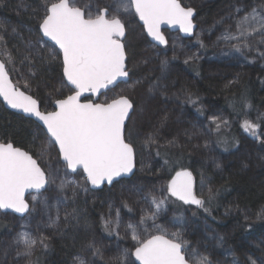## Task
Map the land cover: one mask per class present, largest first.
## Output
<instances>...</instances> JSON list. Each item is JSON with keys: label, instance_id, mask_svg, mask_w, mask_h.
Wrapping results in <instances>:
<instances>
[{"label": "trees", "instance_id": "trees-1", "mask_svg": "<svg viewBox=\"0 0 264 264\" xmlns=\"http://www.w3.org/2000/svg\"><path fill=\"white\" fill-rule=\"evenodd\" d=\"M56 1L0 0V57L15 84L34 95L43 110L70 90L59 50L41 40L37 30L44 5ZM73 2L85 5L88 0ZM181 2L196 9L197 31L193 37L179 34L165 47L148 39L135 14H124L129 21L122 18L127 25L130 78L110 93L125 88L135 105L126 125V139L136 152L131 177L101 189H91L85 178L81 186L61 191L59 180L67 171L55 144L49 143L51 139L35 120L5 108L0 101V142H12L29 151L44 169L47 163L60 171L50 175L55 182L37 194L26 215L0 211V264H26L27 257L16 255L18 247L23 250L22 244H16L21 232L48 238L47 248L37 243L34 249L33 260L41 264H80L81 260L84 264H136L132 253L137 241L126 225H137L140 239H146L159 233L153 223L169 233L181 232L196 259L202 254L212 264H262L264 218L258 217L264 216V57L256 51H246L244 56L232 53L217 40L237 8L243 15L264 7V0ZM102 3L110 10L118 6V0ZM38 40L40 44L35 43ZM29 52L30 59H23ZM193 54L198 58L188 59ZM135 81L140 83L127 87ZM185 92L199 97L198 103L185 102ZM214 118H218L216 123ZM245 120L259 125L261 139L243 132ZM150 135L154 142L148 139ZM183 168L193 172L197 195L205 199L207 211L168 192L173 173ZM209 187L215 193L211 203L207 202ZM153 196L166 198V211L154 222L146 219L140 224L153 211L149 203ZM45 199L50 206L47 212L42 204ZM58 200L62 201L60 224L70 213L77 215L78 222L50 226L48 215L56 216ZM117 210L120 226L105 230L103 221L115 220ZM174 218L184 221L182 228L173 224ZM89 243L100 249L102 258L87 247Z\"/></svg>", "mask_w": 264, "mask_h": 264}, {"label": "snow or ice", "instance_id": "snow-or-ice-1", "mask_svg": "<svg viewBox=\"0 0 264 264\" xmlns=\"http://www.w3.org/2000/svg\"><path fill=\"white\" fill-rule=\"evenodd\" d=\"M44 9L37 30L42 32L41 40L48 37L62 50L63 74L67 82L74 86L73 94L55 102L58 110L41 112L36 99L15 88L9 79L5 62L0 61V95L13 108L32 113L43 122L47 133H50L49 143L58 145V151L62 154L67 169L75 172L82 168L87 174L86 179L93 186L102 185L105 181L111 184L115 178L132 173L135 167L134 147L125 137L126 121L130 119V112L134 111L133 101L126 94L125 88H120L119 92L104 102H93L90 98L82 102L81 98L85 93L99 95L101 90L112 91L119 87L118 82L127 84L131 69L126 63V25L121 14L134 11L144 22L147 33L156 41L167 44L160 31L161 25H179L185 33L191 34L195 27V9L182 5L180 0H127L126 3L124 0H118L115 10L103 5L102 0H88L83 7L77 6L73 0H58L46 3ZM241 11L237 8L236 16L229 18L231 23L227 24L217 43H224L229 46L230 52L241 56H244L246 51H256L264 57V51H261V48H264V7L252 8L243 15H240ZM2 39L3 37H0V40ZM41 40L35 43L40 44ZM200 43L203 46V42ZM29 47H32L31 41ZM54 55L49 58H54ZM30 57L29 52L23 59ZM195 58L198 57L193 54L188 59ZM187 62L186 60L185 63ZM138 83L140 81H135L127 87H134ZM156 87L158 86H154ZM185 97V102L193 105L199 101V97L193 98L190 92H185ZM164 119L166 120V117ZM217 119L214 118L213 123H216ZM243 127L254 134L259 129V125L250 120H245ZM148 139L154 142V135H150ZM54 182L29 152L14 147L12 143H0V209L27 213L29 204L25 200V192L29 189L37 192L41 189L47 191ZM74 183L75 181L65 178L61 180L59 188L62 191L67 185ZM193 184L192 173L183 170L176 173L167 190L172 197L185 204L196 205L207 211L205 199L195 194ZM73 195L75 196V192ZM214 196L213 189L209 187L207 202L211 203ZM32 199L35 201L36 197L33 196ZM145 199L148 200L147 197ZM61 202L57 201L56 216L48 215L50 226L68 227L73 221L78 222L77 215L70 213L63 217V224H60ZM149 203L153 206V211L142 217L140 224L146 219H152L154 222L166 211V198L157 199L153 196ZM42 204L47 212L50 207L47 199L43 200ZM123 206L128 207L126 203ZM173 224L182 228L184 221L174 218ZM110 225L120 226L119 210L115 220L103 221L105 230H110ZM153 226L160 234L140 239L137 225H126L132 229V239L137 241L134 255L140 264H189V261H192V264H212L207 255L201 254L200 258L196 259L197 254L188 249V242L183 239L181 232L169 233L160 225L153 223ZM47 240L44 236L35 238L29 232L18 233L16 244H22L23 250L18 247L16 255L29 258V264H38V260L31 259L34 249L37 243L42 248H47ZM87 247L94 248L95 253L102 258L100 249L95 248L94 244L89 243ZM185 253H188V259L185 258ZM127 254L125 250L124 255ZM80 264L84 262L81 260ZM251 264L256 262L251 261Z\"/></svg>", "mask_w": 264, "mask_h": 264}, {"label": "water", "instance_id": "water-1", "mask_svg": "<svg viewBox=\"0 0 264 264\" xmlns=\"http://www.w3.org/2000/svg\"><path fill=\"white\" fill-rule=\"evenodd\" d=\"M56 2H58V0H57ZM180 3H181L182 5H184V4L181 2V0H180ZM184 6H185V5H184ZM192 8H193V7H192ZM194 9H195V8H194ZM195 14H196V9H195V13H194V16H193V24L195 25V27H194L193 32H192L191 34L185 33V32L181 29V27H180L179 25H173V24H167V23L162 24L161 27H160V31H161V33L164 35L165 39L167 40L166 35L163 33V30H165V29L170 30V31H179V32H180L183 36H185V37H190V36H192V35L195 33L196 29H197V22L195 21ZM137 15H138V14H137ZM139 19H140V18H139ZM140 22L143 24V26H144V28H145V31H146V34H147V36L150 38V40H152L153 42H155V43H157V44H159V45H166V44H162V43H160L159 41H156L151 35H149V34L147 33V29H146V26L144 25V22H143L142 20H140ZM40 34L42 35V32H40ZM125 36H126V32H125ZM43 38H44L45 40L49 41L50 43H52V44H53V45L59 50V52H60V54H61L62 62H63V53H62V50L59 49V46L56 45L54 41H51L50 38H48V37H43ZM124 38H125V37H124ZM126 53H127V52H126ZM127 57H128V56H127ZM0 61H4V60L0 57ZM126 63H127V61H126ZM127 65H128V63H127ZM6 68H7V66H6ZM8 72H9V71H8ZM129 75H130V72H129ZM63 77H64V80H65V82L67 83V85H68L72 90H74V86L70 85V83L67 82V78H66V76H64V74H63ZM9 79L12 81L13 85L15 86V88H16L17 90H19V91H24L27 95H31V96L33 97V99H36V100L38 101V107H39V110H40L41 112H49V111H44V110H42V108H41V104H40V101H39L34 95H32L31 93L27 92L26 90L20 88L19 86H17V85L15 84V82L13 81V79H12L10 73H9ZM127 80H128V78H127ZM118 83H119V82H118ZM110 87H111V86H110ZM104 91H106V90H101V93H100L99 95H98V94H95V93H85L84 96L81 98V100H82V102H84V101H85V99H84L85 97H89V96H91V97H92L91 100H92L93 102H100V101H97V100H98V98L100 97V95H101ZM71 94H73V92L70 93L69 95H71ZM67 96H68V95H67ZM67 96H65V97H63V98H58V99H56V100L54 101V103H53V110H51V111L58 110V106L56 105L55 102H56L57 100H59V99H64V98H66ZM0 101L2 102V104L4 105L5 108H7V109H9V110H11V111H14V112H16V113H18V114H21V115H23V116H25V117H29V118H32L33 120H35V121H36V122H37V123H38V124L44 129V131L46 132V134L48 135V137L51 139V137H50V133H47L46 126L43 125V122L40 121V120H39L36 116H34L32 113H26V112H24L22 109L13 108L10 104H8V102L4 99V97H3L2 95H0ZM133 106H135L134 103H133ZM132 113H133V112H130V117H131ZM128 121H129V120H128ZM128 121H126V125H127ZM126 125H125V137H126ZM126 140H127V139H126ZM0 143H5V142H0ZM7 143H12V142H7ZM12 144H13V143H12ZM55 145H56V148H57V150H58V145H57V144H55ZM13 146H14V147H19V146H15L14 144H13ZM133 147H134V146H133ZM19 148H20L22 151H27V150L24 149V148H21V147H19ZM134 151H135V148H134ZM27 152H29V151H27ZM58 152H59V151H58ZM29 154L32 155L30 152H29ZM59 155H60L61 161L64 162V161H63V158H62V154L59 153ZM33 158L36 159L34 156H33ZM37 162L39 163L38 160H37ZM64 163H65V162H64ZM39 164H40V163H39ZM41 167H42V166H41ZM42 168H43V167H42ZM68 170H69L71 173H75L77 170H82V171H83L82 168H78L75 172H73L71 169H68ZM135 170H136V152H135V167L133 168V172H132V173H130V174H126V175H123V176H121V177H117V178H115L111 184H109L107 181H105L102 185H99V186H93V185H91V182H90V181H88L87 179H86V181L88 182L89 186H90L92 189H101V188L104 187V186H111L115 181H118V180H120V179H122V178H129V177H131V176L134 174ZM183 170H186V171H189V172L192 173V177H193V181H194V184H193V190H194L195 194L197 195V192H196V181H195V177H194L193 172H192L189 168H183V169H179V170L175 171V172L173 173L171 179L169 180V183H170V181L175 177V175H176L177 172H179V171H183ZM83 173L85 174V176L87 175L84 171H83ZM41 191H43V189H41L39 192H41ZM39 192H37V191L34 190V189H29V190H27V191L25 192V200H26V201L28 202V204H29V209H30V203H29V201H28V197H29V195H31V194H33V193H39ZM197 196H198V195H197ZM198 197H199V196H198ZM199 198H201V197H199ZM190 205H191V204H190ZM0 210H1L2 212H11V213H14L15 215H18V216H24V215L26 214V213H17V212H15L13 209H0ZM158 234H160V233H158ZM134 253H135V249H134V251H133V258H134L136 264H140V261L136 259ZM185 258L187 259L186 254H185ZM189 264H192V262L189 261Z\"/></svg>", "mask_w": 264, "mask_h": 264}, {"label": "rangeland", "instance_id": "rangeland-1", "mask_svg": "<svg viewBox=\"0 0 264 264\" xmlns=\"http://www.w3.org/2000/svg\"><path fill=\"white\" fill-rule=\"evenodd\" d=\"M77 6H81V7H83L84 6V4H82V3H75ZM133 14H131L132 16L134 15V11L132 12ZM131 16V17H132ZM121 18H123L125 21H129L128 19H129V17H127L126 15H124V14H121ZM129 27H131L130 25H129ZM197 31V30H196ZM196 31H195V33H196ZM194 33V34H195ZM177 35H179V33L178 32H174V33H169L167 36H168V44L173 40V39H175V37L177 36ZM167 44V45H168ZM166 45V46H167ZM121 88V87H120ZM114 94L116 93V92H113ZM114 94H106L105 96H103V97H101L100 98V100L101 101H104V100H106V99H109V98H111ZM243 132H245V133H247V134H249V136H251V137H253V138H257V139H261V137L259 136V132H258V130L256 131V133L254 134V133H252V132H250V131H248V130H246L245 128H244V130H243ZM45 171H46V173H48V175H49V178H50V175L51 176H53V173L55 174V173H57V171L58 170H52V168H50L49 167V165H47V163L45 164ZM66 169V171H67V174L65 175V178H67L68 180H72V181H75V183L74 184H69V185H67L64 189H65V191L66 192H68L69 190H70V188H72V186H74V185H78V186H81V184L83 183L84 184V180H85V178H86V176L84 175H81V171H78L77 173H74V174H69L68 173V170H67V168H65ZM59 173H60V171H58ZM80 175V176H79ZM65 178H62V180L63 179H65ZM60 182H61V180H59ZM203 192H201V194H202ZM37 194H40V193H34V194H31L29 197H28V201H29V203H30V209H29V211H31L32 209H31V204L32 203H34L35 201H33V199H32V197L33 196H37ZM203 195V194H202ZM36 200V199H35ZM193 215V214H192ZM194 217V216H193ZM187 257V256H186ZM32 260L34 259V255H33V257L31 258ZM188 259V258H187ZM33 261H36V260H33ZM26 264H29V258L27 259V261H26ZM38 264H41L40 262H38Z\"/></svg>", "mask_w": 264, "mask_h": 264}, {"label": "flooded vegetation", "instance_id": "flooded-vegetation-1", "mask_svg": "<svg viewBox=\"0 0 264 264\" xmlns=\"http://www.w3.org/2000/svg\"><path fill=\"white\" fill-rule=\"evenodd\" d=\"M135 17H136V19H137V22L141 25V27H142V29H143V31H144V33H145V35L147 36V34H146V31H145V28H144V26H143V24L140 22V19H139V16L137 15V14H135ZM196 21V20H195ZM126 25V24H125ZM174 33V32H178L181 36H183L179 31H170V30H167V29H165V30H163V33L166 35V38H167V44H168V34L169 33ZM194 36V34L192 35V36H190V37H193ZM126 37H127V25H126V36H125V38H124V41H125V43H126ZM148 37V36H147ZM183 37H185V36H183ZM148 39L150 40V38L148 37ZM153 44H155L156 46H160V47H165L166 45H159V44H157V43H155V42H153L152 40H150ZM126 52H127V50H126ZM128 56V55H127ZM128 60V59H127ZM128 63V62H127ZM129 78H130V75H129ZM129 78H128V80H129ZM127 80V81H128ZM118 84H120V82L118 83ZM116 88V87H115ZM69 92L65 95V96H67V95H69L70 93H72L73 92V90L69 87ZM111 91H108V90H106V91H104L101 95H100V97L98 98V100L97 101H100V102H104V101H101L100 100V98L101 97H103V96H105L107 93H110ZM106 93V94H105ZM64 96V97H65ZM61 98H63V97H61ZM86 98H92L91 96H89V97H85L84 99H86ZM109 99H111V98H109ZM42 108V107H41ZM43 110V109H42ZM51 110H53V105H52V107L50 108V109H48V110H44V111H51ZM6 143V142H5ZM56 146V145H55ZM61 159V158H60ZM69 171V170H68ZM78 171H81L82 173H83V171L82 170H77L75 173H77ZM70 172V171H69ZM71 173V172H70ZM71 174H74V173H71ZM84 174V173H83ZM85 175V174H84ZM88 183V182H87ZM89 185V184H88ZM90 187V186H89ZM91 188V187H90ZM92 189V188H91ZM44 191V190H43ZM42 192V191H41ZM41 192H39V193H41ZM34 194V193H33ZM30 196V195H29ZM1 211V210H0ZM2 212V211H1ZM5 213V212H4ZM9 213H11V212H9ZM28 213V212H27ZM26 213V214H27ZM14 214V213H13ZM25 214V215H26ZM15 215V214H14ZM134 251V250H133ZM186 254V253H185ZM132 256H133V253H132ZM187 256V255H186ZM135 261V260H134ZM192 262V261H191Z\"/></svg>", "mask_w": 264, "mask_h": 264}]
</instances>
